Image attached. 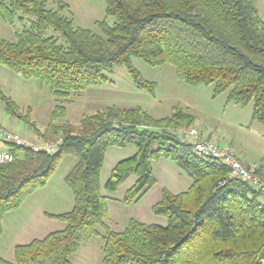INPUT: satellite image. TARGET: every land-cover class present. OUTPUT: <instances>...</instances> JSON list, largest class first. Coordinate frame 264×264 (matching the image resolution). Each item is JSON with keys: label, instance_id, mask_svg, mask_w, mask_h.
<instances>
[{"label": "trees", "instance_id": "trees-1", "mask_svg": "<svg viewBox=\"0 0 264 264\" xmlns=\"http://www.w3.org/2000/svg\"><path fill=\"white\" fill-rule=\"evenodd\" d=\"M106 15L96 24L101 34L75 27L69 5L56 0L0 2V17L9 24L27 22L15 41L0 35V65L24 79H38L61 102L42 132L34 133L55 152H33L9 145L12 163L0 165V237L3 219L33 193L47 186L66 156L77 158L65 177L74 196L71 211L49 217L65 224L14 248V262L0 264H71L70 255L100 235L102 264H264V199L248 182L230 178V170L194 151L180 131L195 124L181 107L154 118L141 107L115 105L84 115L77 126L56 124L67 117L64 101L90 86L109 82L107 74L125 67L138 89L154 95L156 84L143 79L132 58L157 67L169 64L178 79L193 86H213V96L253 106V119L264 125V17L258 0H104ZM54 32L56 35H50ZM10 115L26 114L0 91ZM57 138V139H56ZM132 146L134 155L119 161L104 185L117 192L131 177L123 203L140 200L157 182L153 161L166 159L191 179L186 191L162 190L153 213L167 226L130 220L121 232L110 229L109 197L101 173L110 148ZM249 166V165H247ZM264 180V165H257Z\"/></svg>", "mask_w": 264, "mask_h": 264}, {"label": "rangeland", "instance_id": "rangeland-1", "mask_svg": "<svg viewBox=\"0 0 264 264\" xmlns=\"http://www.w3.org/2000/svg\"><path fill=\"white\" fill-rule=\"evenodd\" d=\"M69 5L66 15L72 17L75 27L101 34L96 24L105 21L113 25L115 20L106 15L104 0H62ZM9 2V0H0ZM56 0H48V8H56ZM258 10L264 17V0H258ZM27 22L15 21L6 23L0 17V35L8 41H15L16 33L25 29ZM50 35H56L50 32ZM134 67L143 79L156 84L154 95L142 91L134 84L125 67H117L107 74L109 82L98 86H90L80 94H72L65 100L67 117L58 119L56 124L69 123L77 126L84 115L115 105L121 109L141 107L154 118L170 116L174 107H181L195 117V124L183 130L196 129L204 140H211L220 145L231 146L237 155L251 165H264V125L253 119V106L241 107L227 101V94L213 96V86H193L178 79L175 68L169 64L151 67L142 59L132 58ZM0 91L10 101L20 107V113L26 114L29 107L32 114L28 122L8 114L6 103L0 98V121L6 128L32 141L47 142L36 135L30 126L44 131L51 121L52 113L61 102L54 97L49 86L38 79H24L0 65ZM7 128V129H8ZM183 137L182 135H180ZM57 139V138H56ZM54 144H49L54 146ZM132 146L126 148H110L107 151L101 173L103 194L109 199L110 219L108 227L116 232L123 231L130 220L145 224L167 226L164 217L157 216L152 209L161 199L162 190L166 188L172 193L186 191L191 185V179L177 165L166 159L152 162L156 184L145 193L139 201L125 204L121 200L126 191L133 185L135 178H129L117 192H108L104 185L110 178L115 165L134 155ZM77 158L66 156L62 159L46 187L29 196L19 210L7 213L4 217L3 234L0 237V257L14 262V248L27 244L33 239L42 237V233L52 231L53 227L36 232L31 238L22 234L23 229L34 224L40 211L64 213L74 206V196L65 182V177L76 164ZM41 231V230H40ZM100 235L94 236L84 243L77 252L69 257L71 264H102V236L104 229L98 227ZM34 239V240H35Z\"/></svg>", "mask_w": 264, "mask_h": 264}, {"label": "built area", "instance_id": "built-area-1", "mask_svg": "<svg viewBox=\"0 0 264 264\" xmlns=\"http://www.w3.org/2000/svg\"><path fill=\"white\" fill-rule=\"evenodd\" d=\"M179 133L186 141L193 145L194 151L198 155L216 160L226 166L230 170V178L241 179L248 182L264 199V180L257 174L256 165H245L239 159L235 150L229 145H220L211 140L202 139L197 128L181 130ZM0 143L31 149L33 152L44 151L47 154L55 152L54 146L35 140L31 142L28 138L10 131L1 125ZM14 160L15 154L10 150H0V165L12 163Z\"/></svg>", "mask_w": 264, "mask_h": 264}, {"label": "crops", "instance_id": "crops-1", "mask_svg": "<svg viewBox=\"0 0 264 264\" xmlns=\"http://www.w3.org/2000/svg\"><path fill=\"white\" fill-rule=\"evenodd\" d=\"M1 90V89H0ZM0 121H3L4 122V120L2 119H0ZM0 125L1 126H3L4 128H6L4 125H2L1 124V122H0ZM8 128V127H7ZM6 128V129H7ZM8 130H10V131H12L10 128H8ZM13 132H15V131H13ZM0 150H9V146L7 145V144H2V143H0ZM238 157H239V159L245 164V165H249V166H252L250 163H248V162H246L245 160H243L239 155H237ZM253 165H256V164H253ZM257 166V165H256ZM22 207V206H21ZM73 208V207H72ZM20 209V208H19ZM19 209H17V210H19ZM66 212V211H65ZM64 212V213H65ZM48 214H51V215H57V214H62V212H60V213H57V212H49V211H40V214L38 215L39 217V219H37L36 221H35V223L34 224H30L29 226H26L25 227V229L24 228H22L23 229V232H22V234H25V236H34V233H36V232H43L44 231V228H47V227H49V226H51V227H53L52 229V231H46V232H43L42 233V237H40V239H42V238H44L46 235H48L49 233H52V232H55V231H60V230H62V229H64L65 228V224L63 223V222H60L59 220H56V219H53V218H51V217H49L48 216ZM3 222H4V219H3ZM4 224V223H3ZM41 230V231H40ZM31 237V238H32ZM35 239V238H34ZM33 239V240H34ZM37 239H39V238H37Z\"/></svg>", "mask_w": 264, "mask_h": 264}]
</instances>
